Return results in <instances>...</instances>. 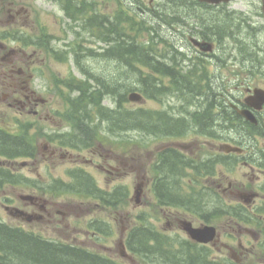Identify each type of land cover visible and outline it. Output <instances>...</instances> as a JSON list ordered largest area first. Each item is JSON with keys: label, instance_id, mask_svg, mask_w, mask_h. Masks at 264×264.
<instances>
[{"label": "rangeland", "instance_id": "1", "mask_svg": "<svg viewBox=\"0 0 264 264\" xmlns=\"http://www.w3.org/2000/svg\"><path fill=\"white\" fill-rule=\"evenodd\" d=\"M86 1L91 2L93 10L95 9L96 11L99 8L108 18H114V16L122 10L123 12L120 14L121 18L126 17L127 19L129 15H131L132 18L134 16V14L130 12L131 8L127 7L128 4L127 6L121 4L124 0ZM20 2L26 11V15L22 14V18L16 20L7 30L10 31V34L13 33V36L26 37V45L28 46L27 53L35 54L34 60L37 64L35 69L37 75L35 81H40L44 84L43 87L39 86L40 84L35 83V85L37 86L36 89L39 96L42 97L43 100H46L44 109L47 108L45 114L48 113V115L46 117L42 114L43 117L41 120L39 119L40 117H30L31 120L27 122L29 119H26L27 117L24 114L26 111L18 109L19 106L14 105L13 107L9 106V108H6L7 106L5 108H0L5 109L0 112V129L13 134L26 132L35 149V156L28 162L29 164L25 170L17 172L22 167L20 164L26 161L23 158L8 160L0 157V161L4 164L3 166L19 173L16 175L17 177L20 176L18 178H30L34 185H41L43 183L34 181H47L46 184L48 183L49 185L51 184V182H48L50 177L51 181L53 179H60L63 185H71L67 177L68 170L81 166L88 171L94 180L93 183L102 191H112L114 187L118 186L126 188L127 192H124L125 198L121 203L122 211L114 213V208L110 211L111 214L114 213L112 216H116L118 220L120 219V214H125L124 217L126 221L123 220L124 223L122 226H138L142 224L141 221L144 219L145 224H149L154 230L160 231L163 236L178 239L175 242L174 248H178L180 243L185 245L182 241H184L185 238L187 239V237L181 230L176 229L175 223L179 220L185 222L190 221V215H185L186 212L182 210L170 209V211L175 212V215L169 217L168 220L165 219L164 216L168 215L169 209L159 206L151 189V183L158 175L154 168L155 162L160 153H164L168 151L167 149L173 148L178 149L184 160H186L188 156H191L195 160L216 157L215 153L218 152L220 145L231 141L226 134L221 132L222 128L226 127V124L217 125L222 122L221 119L217 118L216 121L211 122L208 127L206 123L210 118V113L204 112L205 110L203 111L206 105H202L201 99L196 97L195 94L186 97L184 101H182L173 91L170 93L164 91L158 96L157 100L143 97L144 100L141 102H128L124 107L128 109L142 107L151 110H167L170 113L169 125L175 127L178 122H180V124L183 123L184 132L178 135V129L175 127L176 131L173 128L172 133L168 137V135L164 133L162 126L157 125V127L148 130L146 133L132 131L130 128L125 127V129H119V132L117 131L122 136L115 135V133H112L115 132V130H110L109 125L104 120L96 122L85 115L86 107L77 100L78 91L75 90L76 86L74 87L75 84L73 83H75L76 80L79 82L85 81L83 71H86L87 77L89 78L87 82L88 85H96L97 81L104 83L117 81L118 85L129 86L128 83H132L133 81L136 83L137 79H144L142 73H149L150 71L139 66V72L137 76L134 77L130 70L123 68L118 62L106 61L102 57L97 56V44L103 46V44L97 40V30L85 28L84 31H82L78 28L72 29V27L68 26L64 31L62 28L63 26H61L62 16L64 15L58 6L53 4L54 0H49L50 3L46 0H20ZM136 18L138 25L133 26L129 23L125 30L127 29L130 35L139 40L141 39V41L151 40L152 43L156 45L157 56H163L165 59H168L169 52L172 48L169 47V39L164 36L167 34V31L162 32L161 38H159L158 35H155L156 26L151 24L148 26L147 23H141L138 15H136ZM122 27H126L124 22H122ZM145 27H147V30L151 31L150 35L143 36L146 34ZM74 32H76V34H74ZM20 33H22V35H20ZM75 42L76 45L79 44V46H82L80 52H77V48L75 49ZM224 43L225 50L232 51L234 49L232 39H225ZM20 44L23 45L21 42L14 43V45L19 46ZM74 45L75 47H73ZM85 47L91 48L93 53L85 51ZM236 49L238 52H244L249 58L253 55L250 39L246 40L244 47H236ZM172 60L178 62L180 58L173 56ZM238 73L240 75L238 77H241L247 75L248 71L245 69L239 70V68L233 64L224 65V72H222L223 84L218 89H213V92H217L219 97L226 93L231 97H237L238 94L235 93L234 89L236 88L232 82L235 81L234 83H236L243 81L235 77ZM203 78L211 81L210 78H207L206 74ZM70 85H72L73 88ZM101 86L103 85H99V87ZM121 91H123V89ZM141 91L140 89L132 92L134 94H143ZM204 92L207 95V90ZM116 93H118V91H116ZM71 100L74 101V104L78 108L76 124L79 126V130L81 131L80 128L85 126L86 128H92L94 131L88 132L84 129L82 130V135L79 133L80 131H78V133H76V139L74 138L72 141H78L80 138L83 142L77 143L74 146L70 144V139L63 140L62 142L61 139L57 141L52 138V135L56 134L55 132L61 131L65 133L66 130L69 129L68 127L70 126L71 119L69 120L66 114L68 110L67 103L69 104L68 101ZM82 101L84 100L82 99ZM101 103L102 108L114 109L111 99L107 96ZM90 110L92 116L93 114L96 115V109L90 108ZM80 116L85 117V119H83V125L78 122L79 118H81ZM177 118H181V120H177ZM161 130L162 132H160ZM243 142H245V140H242V143ZM261 143L262 141L259 140L258 144ZM47 145L56 149L58 152L56 157L58 161L54 167L50 169V174L48 168L45 166L49 161H46L42 156V154L48 155L44 152V147ZM244 145H246V143ZM61 156L63 157L61 158ZM90 159L105 165L107 171L104 176L102 172L95 170L94 167H89L90 165L86 163L85 160ZM236 166L238 165H234V167ZM259 166L264 167V164ZM222 168H227L229 172L226 174L234 178L235 170L232 164L224 161L216 170L217 173H220V169L222 171ZM192 174L195 175L196 172L192 169H187L185 171L186 177L183 181H185L186 185H190V188H193L194 192L201 190L203 183H206L210 188L216 189V191H212L213 193L211 196L214 198L210 199L212 205L209 207L210 210L208 211L217 209L222 215L215 216L213 220H216L211 221V223L217 222L221 226L225 225L227 227L242 225V219L240 217L223 215L225 209L229 211V209L225 207V204L227 203V206H230L235 202V199H231L222 194L220 189L216 186L222 184L221 189H224L228 186V183H231L232 188H238L240 184L246 183L248 187L254 190V187L261 188L264 185V181H201L197 180ZM196 181H199V183ZM77 188L76 190L61 189V187L59 189H52L59 195L58 198L63 199V201L64 199L67 200L64 201L66 204L61 202L62 204L59 209L62 212H66L69 210V206H71V215H69V218L64 222L63 225H65V227L54 231V235H52L51 239L62 244L76 245L87 249V238L83 234L78 233V231L77 233L73 231L72 226L75 222L74 220L77 219V215H81L86 216L85 220L89 221V217L103 216L109 214V212L103 213L104 211L101 207L104 205L101 197L105 198L106 196L104 197L99 193L96 194L90 191H87V193L85 190L79 187ZM139 188L141 192L138 190ZM15 190L16 189H12L10 186L3 187L1 185L0 187V221L4 224H10V222L12 223L13 221L3 211L2 204L7 203V198H14L17 201L15 195L17 191ZM135 190L140 192L137 203L136 194L134 193ZM187 190L189 189L187 188ZM248 192H250L248 189L244 191V193ZM262 192L264 193V189ZM262 192H260V196L264 199V194ZM257 200L256 207L264 208V201ZM248 216L249 223H245L246 226H253L255 223L251 222L252 220H263L262 218H252L249 213ZM80 221H83V219L81 218ZM14 223L18 224L17 222ZM68 223L70 225H67ZM191 224L197 225L192 222ZM221 226L219 229H221ZM121 228L122 227L119 225L118 228L116 226L107 244L111 249V258L119 264H151L133 255L128 259H121L117 246V242L121 237ZM39 236L41 238L48 237L44 231L40 233ZM73 240H75V242H73ZM79 240H83L86 243L82 244ZM88 250L91 249L89 248ZM171 263L174 264V262ZM155 264H159L158 261ZM161 264L163 263L161 262Z\"/></svg>", "mask_w": 264, "mask_h": 264}, {"label": "flooded vegetation", "instance_id": "2", "mask_svg": "<svg viewBox=\"0 0 264 264\" xmlns=\"http://www.w3.org/2000/svg\"><path fill=\"white\" fill-rule=\"evenodd\" d=\"M73 4L75 3L72 2ZM121 4L124 6L128 4L127 7L131 10L137 9L141 13L140 16L151 21L153 26L167 30V34L164 36L169 39L172 49L168 59L160 56L162 59L158 60L159 62H168V75L159 79L161 86L184 87L187 91H192V89L213 90L223 84L224 65L233 64L239 70L248 71L247 75L241 76L243 78L238 77L239 73L235 76L238 77V80L242 79L243 81L232 82L236 88L234 91L238 94L237 97H231L228 93L219 97L217 92L215 97L210 98L198 94L202 105L210 106L212 121L219 118L222 122L217 125L226 124L221 132L231 139L228 143L220 145L218 152L215 153L216 157L208 159L207 162L213 164L212 172L207 171L203 166L198 177L201 181H264V167L259 166L264 164V0H124ZM148 12H151V15ZM22 14L26 15V11L20 0H0V108L17 105L18 109L26 111L24 114L29 122L30 117H40L41 120L42 114L46 117L48 115V113L45 114L47 108L44 109L46 100L39 96L35 85V69L37 67L34 60L35 54L27 53L28 48L22 50L15 47L3 35L11 24L22 18ZM230 38L234 44L232 51L224 48L225 39ZM249 39L253 48L251 58L236 49V47H244L246 40ZM173 56L179 57L180 60L178 62L172 60ZM177 73L184 75L182 78L179 77L182 81L176 80L175 74ZM205 74L211 81L203 78ZM43 85L40 82L39 86L43 87ZM4 110L0 109V112ZM55 133L52 137L64 136L61 131ZM6 134L5 136L9 138L17 139L15 142H18L20 147L23 143L25 144L23 152L29 150L27 141L31 142V140L26 132L24 139L19 137L23 134L21 132L16 134L6 132ZM242 140L245 142L242 143ZM259 140L262 141L261 144H258ZM245 143L246 145H244ZM225 145H229L235 150L224 152L222 149ZM44 152L48 154L47 156L42 154V156L46 161H49L45 166L50 174V169L58 161L56 159L58 152L48 145L44 147ZM187 158L194 159L191 156ZM23 159L26 161L20 164L22 167L17 172L25 170L32 158L28 156ZM85 161L90 165L89 167H94L95 170L102 172L103 176L105 175L107 171L105 165L94 162L92 159ZM224 161L232 164L235 170L234 178L226 174L229 172L227 168H222V171L220 169V173H217L216 170ZM1 165L3 166V163ZM234 165L238 166L234 167ZM78 167L80 171L72 175L67 172L69 181H88L90 189L99 192L100 190L93 183L94 180L88 171L81 166ZM17 172L8 169L5 177L1 179V181L7 182L2 184L3 187L10 186L12 189H16L17 201L14 198H7V203L2 204L3 211L13 222L4 224L0 221V223L4 224V229L16 232L18 235L22 233L25 238L44 244L58 245L59 242L51 239L52 235H54V231L65 227L63 224L71 215V206L66 212L59 209L61 202L65 203L64 201L67 200L63 201L58 198L59 195L52 190L54 187L57 188L58 182L62 180L53 179L51 181L50 177L48 182L51 184H46L47 181H34L43 182L41 185H34L30 178L14 179V176L19 174ZM221 185L216 186L221 193L231 199L234 198L235 202L232 204L242 207V209L227 211L223 215L241 218V214L249 213L251 217L263 220L251 221L255 224L246 226V222L241 218L242 225L230 227L221 226L217 222L212 224L211 221L216 219L211 220V224L208 225L213 226L216 231H214L213 238L206 243H197L191 240L184 232L185 221L179 220L175 223V227L187 237L183 243L188 246V249H184L182 253H172H176L178 258L182 254L196 256L200 264H264V209H256V200L264 201L260 196L264 185L261 188L254 187V190L246 183L240 184L238 188H232V184L228 183L226 188L221 189ZM207 187L208 185L203 183V188ZM246 189L250 192L244 193ZM105 192L103 194L107 195ZM99 194L102 195V193ZM247 194L255 195L251 204L248 205L246 204ZM103 204V206L100 205L103 213L109 212V214L89 217V221L85 220L86 216L77 215L72 226L74 233L78 231L83 234L87 238V248L93 250L95 254H103L106 259L111 261V249L107 244L116 226L118 228L119 225L122 228L121 237L117 242L118 253L122 258H131L124 251L125 249L127 251L128 247L126 235L132 226H122L123 220L126 221L125 214H120L119 220L116 216H112V214L122 211L121 203H115L113 206L106 205L105 199ZM112 208L115 210L111 214ZM166 208L169 211L168 215L164 217L168 220L169 217L175 215V212L170 209H177ZM185 215H190V221L186 222L197 224L193 225L195 227L207 224L205 223L207 220L203 221L198 216L194 217L192 213L187 212ZM81 218L83 221H80ZM230 220L232 221L231 218ZM220 226L221 229H219ZM43 231L47 234V238L39 236ZM79 241L82 244L86 243L83 240ZM180 264L184 263L180 262Z\"/></svg>", "mask_w": 264, "mask_h": 264}, {"label": "trees", "instance_id": "3", "mask_svg": "<svg viewBox=\"0 0 264 264\" xmlns=\"http://www.w3.org/2000/svg\"><path fill=\"white\" fill-rule=\"evenodd\" d=\"M89 13L95 14L90 15ZM67 14L69 15L70 19L76 21L81 28L84 25L88 29L97 30L100 41L106 44V46L101 49L102 52L99 54V57H102L106 61L118 62L123 68L130 70L134 77L137 76L139 72L136 67L139 66L138 64L146 65L148 67L150 66L152 68L151 60H141L140 58V53L144 54V51L148 50L142 46L140 47L135 39L132 41L127 40L128 44H126L124 40H121L120 37L123 36V30L121 27L118 29L117 23H110L105 17L100 16V14L98 15L97 12L94 10L92 11V9H88V7H82L78 10L76 8H69ZM81 48L82 47H79V49ZM140 80L147 84L152 83L153 81L151 76L145 77L144 80ZM77 82H75L74 85V87L76 86L75 90L78 91L77 100H79L83 106H91L95 108L96 113L100 114L101 119L109 125L110 130L113 129L117 132V130L123 129L124 126H126L131 130H142L143 132H147L148 130L157 127L158 121L161 120V124L164 126L162 127V129L165 131L164 133H171V127L169 124L162 123V120L164 119L170 122L166 116H161L155 112L144 110L142 108L128 109L124 107L125 103H127L125 93L132 90L135 84L134 81L132 84L128 83L129 87L127 89L123 90L122 92L118 91V93H116L115 87L111 91H106L104 88L99 87V85L104 86L109 84V86L112 88L114 85H118L117 81L110 82L112 85L109 82L96 85H88L87 81ZM149 86L151 85H147L144 88H148L150 90L152 87ZM126 87L127 86L124 85L122 86V88ZM175 92L180 93V91ZM181 93L185 95V91L181 90ZM104 96L111 98L114 109L101 107V100L105 98ZM149 96L151 98H157V95ZM82 99L84 101H82ZM86 113H88V110H86ZM177 120H181V118H177ZM183 126V123L180 124V122H178V124L175 126L177 127L179 134L184 132ZM16 140L17 139L9 138L0 132V156L7 158L28 156L34 157L35 149L31 142L27 141V147L29 150L23 152L25 144L23 143L22 147H20L18 142H15ZM184 162L185 160L182 159V156L178 152L171 150L166 151V153L162 154L159 158L157 171L159 172L160 183L156 191L158 196H162L161 198L167 200V205L183 206L189 202L174 191L176 187L175 185L178 184L177 181H181L185 177L183 173L185 169ZM196 167L198 166H195V169ZM210 167L211 165H208L206 168L209 170ZM0 174H2V171H0ZM1 176L3 175H0V177ZM82 182L85 184L86 181ZM113 203L114 202H110V204ZM128 246L131 252L137 254L143 259H148L149 261H156L159 259L161 262H166L174 259V262H185L183 256L178 258L176 253H170L172 246L171 239L159 235L153 229L148 228V226L132 231L129 236ZM0 252L10 254L12 256L11 259L13 261H18L19 263L112 264L104 262L82 249H76L69 246H54L44 244L39 241L25 238L23 234L18 235V233L6 230L1 226ZM187 259L190 260V256H188ZM0 260H2L1 257Z\"/></svg>", "mask_w": 264, "mask_h": 264}, {"label": "bare ground", "instance_id": "4", "mask_svg": "<svg viewBox=\"0 0 264 264\" xmlns=\"http://www.w3.org/2000/svg\"><path fill=\"white\" fill-rule=\"evenodd\" d=\"M164 31H167V30H164V29H161L160 27H158V26H156L155 27V35H158L159 36V38H161V35H162V32H164ZM160 40V39H159ZM126 44H128L127 42H125ZM150 55H151V52L150 51H144V54H141L140 53V58H141V60H149V57H150ZM160 69H162V68H164L163 66H158ZM105 84L104 82H98L97 81V83L96 84ZM111 84V83H110ZM112 85V84H111ZM122 86L123 85H114L112 88L109 86V84L108 85H106V86H101V88H104L106 91H111V90H113V88L115 87V91H120V92H122L121 90L123 89V90H125V89H127L129 86H127L126 88H122ZM125 86V85H124ZM180 89L181 90H187V89H185L184 87H180ZM169 121L168 120H166V119H164V120H162V123H166V124H169L168 123ZM206 124H208V123H206ZM209 125V124H208Z\"/></svg>", "mask_w": 264, "mask_h": 264}, {"label": "water", "instance_id": "5", "mask_svg": "<svg viewBox=\"0 0 264 264\" xmlns=\"http://www.w3.org/2000/svg\"><path fill=\"white\" fill-rule=\"evenodd\" d=\"M129 99L131 101H138L139 100V96L136 95V94H132V95H130ZM186 230L188 231L189 235L193 239H195V240H197L199 242H206L207 241V239L204 238V235L206 234V230L205 229L201 230V231H197V230H191L190 228H186ZM0 264H2V263H0Z\"/></svg>", "mask_w": 264, "mask_h": 264}]
</instances>
